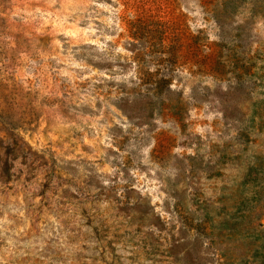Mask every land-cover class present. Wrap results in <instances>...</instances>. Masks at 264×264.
<instances>
[{"label":"rangeland","instance_id":"374dc122","mask_svg":"<svg viewBox=\"0 0 264 264\" xmlns=\"http://www.w3.org/2000/svg\"><path fill=\"white\" fill-rule=\"evenodd\" d=\"M0 264H264V0H0Z\"/></svg>","mask_w":264,"mask_h":264}]
</instances>
